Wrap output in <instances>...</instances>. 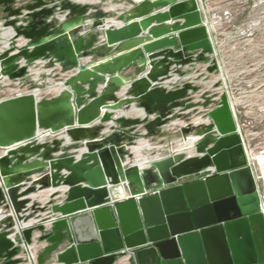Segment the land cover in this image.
<instances>
[{"label":"water","instance_id":"1","mask_svg":"<svg viewBox=\"0 0 264 264\" xmlns=\"http://www.w3.org/2000/svg\"><path fill=\"white\" fill-rule=\"evenodd\" d=\"M17 1L0 0L7 25L29 21L0 52L1 74L21 77L37 59L69 72L55 74L62 89L52 97L0 100V147L13 146L0 156V207L12 219L0 259L21 262L8 235L33 223L21 235L45 243L37 264H114L127 254L131 264H264V214L227 97L209 125L177 126L176 109L197 87L153 85L185 73L188 49L212 50L196 0H126L119 11ZM60 3L67 18L47 21ZM131 108L141 113L125 116ZM165 134V154L140 165V141Z\"/></svg>","mask_w":264,"mask_h":264},{"label":"built area","instance_id":"2","mask_svg":"<svg viewBox=\"0 0 264 264\" xmlns=\"http://www.w3.org/2000/svg\"><path fill=\"white\" fill-rule=\"evenodd\" d=\"M28 1L19 0L16 6ZM64 1L72 4L86 2ZM196 3L207 28L212 50L205 52L202 49H188L186 56L189 59L182 67L185 73H171L170 79L155 82L153 85L167 90L180 88L184 83L197 87L195 91L188 90L183 107L176 109L183 114L193 113L195 118L189 122L177 121V126H186L189 123L209 125L211 120L208 113L218 106L222 94L227 97L246 165L251 169L257 185L260 212L264 214V0H196ZM243 3H248L247 8L241 5ZM239 4L241 9L238 8ZM68 13V10L62 9L61 4H58L55 13L47 21L60 23L67 18ZM11 20L13 25H7L5 19H0V52L13 45L15 28L25 27L29 22L27 19ZM6 31L11 32L8 38L4 36ZM16 46L19 48L21 44L16 43ZM45 61L46 59H37L35 62L39 66H26L25 60L20 61L18 67L26 66L21 77H10L0 72V100L27 93L41 99L59 92L62 89V80L54 81V78L58 79L55 74L65 75L67 72L59 73V63L47 67L44 65ZM212 65L216 68L210 71L209 67ZM41 81H46L48 88L43 90L36 85ZM55 87L60 90L53 94L51 89ZM212 134L219 135L215 128ZM38 139L43 137L39 136ZM11 148L13 146L0 147V156L6 155ZM30 225L33 223H23L14 231L10 230L8 235L13 246L17 247L15 258L21 259L17 264H37V252L45 245L36 242L39 234H35L31 244L24 241L21 230ZM7 229L5 224H0V232ZM5 260L0 259V264H6ZM46 264L62 263L51 261ZM114 264H131V255L121 257Z\"/></svg>","mask_w":264,"mask_h":264},{"label":"crops","instance_id":"3","mask_svg":"<svg viewBox=\"0 0 264 264\" xmlns=\"http://www.w3.org/2000/svg\"><path fill=\"white\" fill-rule=\"evenodd\" d=\"M86 2H93V3H101L102 6H105L106 8H109V9H113V10H121L122 7H124V5H126L125 1L126 0H104L103 2H101L102 0H85ZM62 4V3H60ZM3 17V13L1 12L0 10V19H2ZM114 18V17H113ZM113 18H111V22H114L115 24H120L119 21H116V20H113ZM110 26V25H108ZM145 34V32L142 33V36ZM4 36L5 37H10L11 36V32L10 31H6L4 33ZM48 81V80H47ZM49 81H51V78L49 79ZM38 86L41 87V89L45 90L47 87V83L46 81H41L39 82V84H36ZM53 91V94L54 92L60 90L59 87H55V88H52L51 89ZM115 113H120L122 112V109H117L114 111ZM141 113V111L139 109H135V108H131L127 111H123V114L125 116H137ZM175 125V123H174ZM159 140H162L164 141L163 144H158ZM171 142V135L170 134H165L163 135L162 137H158V138H155L153 140H151V138L149 139H142L140 141V154L139 156L141 157V161H139V164L140 165H143L144 166V162L145 160L149 157L150 153L153 151L155 152L156 151V154H155V158H159L161 157L162 155L165 154V148L166 147V144ZM177 142H178V139H177ZM186 146H191L188 142V140H186L185 142H179L173 149H177V150H182L184 149ZM168 148L170 149V147L168 146ZM188 152V154H192L193 150H186ZM147 153V154H146ZM141 162V163H140ZM6 214V215H5ZM6 216V217H4ZM11 213L10 211L6 210L4 207H0V219L2 217L3 220L5 221V225L8 227L10 222L12 221V219H10L11 217Z\"/></svg>","mask_w":264,"mask_h":264},{"label":"rangeland","instance_id":"4","mask_svg":"<svg viewBox=\"0 0 264 264\" xmlns=\"http://www.w3.org/2000/svg\"><path fill=\"white\" fill-rule=\"evenodd\" d=\"M104 0H102L101 2H103ZM99 5H102L101 3H98ZM246 4H248V3H243V4H241L242 6H244L245 8H247L246 6ZM241 5L239 4L238 5V8L239 9H241ZM66 70L64 69V71L63 70H58L57 72H59V73H64ZM67 72H69L68 70H67ZM58 79H56V78H54V81H58V80H61V78L60 77H57ZM49 97H51V96H47L46 98H49ZM183 106H181V107H178V108H182ZM195 118V115H193V113H188V114H184V116H182V117H180V118H178L177 119V121H184V122H189V121H193V119ZM211 133H212V130H211ZM196 138L197 137H189L187 140H189V142H191L192 140H196ZM48 141L51 143L52 142V140L50 139H48ZM193 153V152H192Z\"/></svg>","mask_w":264,"mask_h":264},{"label":"bare ground","instance_id":"5","mask_svg":"<svg viewBox=\"0 0 264 264\" xmlns=\"http://www.w3.org/2000/svg\"><path fill=\"white\" fill-rule=\"evenodd\" d=\"M216 129H217V128H216ZM192 141L194 142L195 140H192ZM192 141L189 142V140H188V142H189L190 145H192ZM192 154H193V153H192ZM192 154H191V155H192ZM146 160H148V159H146ZM146 160H145V161H146ZM140 163H141V162H140ZM144 165H145V164H144ZM23 226H24V225H23ZM24 228H26V227H24Z\"/></svg>","mask_w":264,"mask_h":264}]
</instances>
